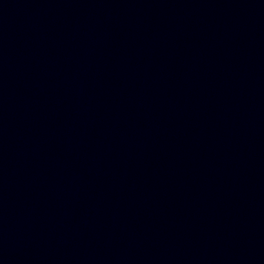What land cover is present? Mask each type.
<instances>
[{
  "label": "water",
  "instance_id": "water-1",
  "mask_svg": "<svg viewBox=\"0 0 264 264\" xmlns=\"http://www.w3.org/2000/svg\"><path fill=\"white\" fill-rule=\"evenodd\" d=\"M0 264H264V0H0Z\"/></svg>",
  "mask_w": 264,
  "mask_h": 264
}]
</instances>
